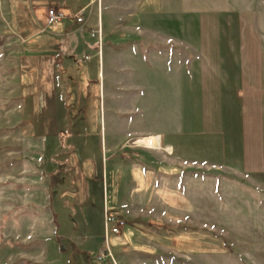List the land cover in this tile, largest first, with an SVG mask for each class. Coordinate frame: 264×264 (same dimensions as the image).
I'll return each mask as SVG.
<instances>
[{
	"label": "rangeland",
	"instance_id": "1",
	"mask_svg": "<svg viewBox=\"0 0 264 264\" xmlns=\"http://www.w3.org/2000/svg\"><path fill=\"white\" fill-rule=\"evenodd\" d=\"M33 5L0 0V264H256L246 253L264 245V190L196 146L167 155L133 144L178 133L180 84L144 81L158 102L124 118L81 55L65 78V40ZM188 113L196 131L195 105ZM105 212L123 222L117 234L105 237Z\"/></svg>",
	"mask_w": 264,
	"mask_h": 264
},
{
	"label": "crops",
	"instance_id": "2",
	"mask_svg": "<svg viewBox=\"0 0 264 264\" xmlns=\"http://www.w3.org/2000/svg\"><path fill=\"white\" fill-rule=\"evenodd\" d=\"M32 4L33 14L43 18L50 6L85 14L80 24L66 19L48 26L60 30L64 52L71 58L62 59L64 76L73 77L74 60L81 55L77 64L81 60L86 67L78 65L79 69L95 71L97 81H108L112 108L124 118L131 112L144 113V101H157L159 96H146L144 81L152 85L162 81L164 87L168 81L180 84L178 133L165 128L140 134L133 137L134 145L167 155L172 149L184 153L196 146L211 153L214 166L264 190V0H32ZM97 28L100 55L96 39L86 32ZM193 81L194 104L187 97ZM131 85L134 106L123 110L131 100L126 91ZM165 89L157 93L164 99ZM191 105L198 113L196 131L188 119ZM170 108L167 118L172 126V104ZM163 141L165 147L160 146ZM256 242L251 243L253 252L246 254L253 263L264 264V245Z\"/></svg>",
	"mask_w": 264,
	"mask_h": 264
},
{
	"label": "built area",
	"instance_id": "3",
	"mask_svg": "<svg viewBox=\"0 0 264 264\" xmlns=\"http://www.w3.org/2000/svg\"><path fill=\"white\" fill-rule=\"evenodd\" d=\"M66 19H72L75 24H80L83 21V14L82 11H79L75 14H68L66 12H63L59 9H56L55 7H47L46 13H45V25L51 26L54 25L62 20ZM89 36L91 38H95L97 41V53L100 55V30L97 28L94 31H91ZM88 57H84V60H87ZM104 235L105 237L108 234H117L119 229H121V226L123 222L119 219L117 216L110 215L109 213L105 212L104 216ZM105 256H109V253L101 252L97 256V260H102Z\"/></svg>",
	"mask_w": 264,
	"mask_h": 264
}]
</instances>
